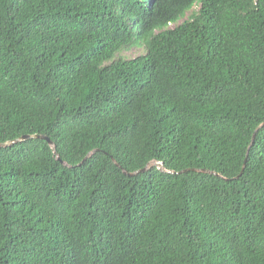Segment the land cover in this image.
Segmentation results:
<instances>
[{
    "label": "trees",
    "instance_id": "16d2710c",
    "mask_svg": "<svg viewBox=\"0 0 264 264\" xmlns=\"http://www.w3.org/2000/svg\"><path fill=\"white\" fill-rule=\"evenodd\" d=\"M263 125L264 0H0V264H264Z\"/></svg>",
    "mask_w": 264,
    "mask_h": 264
},
{
    "label": "water",
    "instance_id": "95a60500",
    "mask_svg": "<svg viewBox=\"0 0 264 264\" xmlns=\"http://www.w3.org/2000/svg\"><path fill=\"white\" fill-rule=\"evenodd\" d=\"M264 126V125H263ZM255 138H256V134L254 135V137H253V140H252V143H251V145L249 146V149H248V152H247V158H248V156H249V153H250V150H251V148H252V146H253V144H254V142H255ZM31 139H42V140H45V141H47L48 142V144L53 148V151H54V153L56 154V150H55V145H54V143L48 138V137H46V136H39V135H35V136H32V135H30V136H24V137H22V138H20V139H18V140H16V141H13V142H9V143H6V144H3V145H0V147H7V146H10V145H13V144H16V143H20V142H24V141H28V140H31ZM153 166H160V164L158 163V162H154V163H151L146 169H148L149 167H153ZM161 169L163 170V171H165V169L161 166ZM244 169H245V166H244V168H243V171H244ZM193 171H195V172H201V173H210V174H214L213 172H210V171H207V170H193ZM144 172V171H143ZM138 174V172H136V173H134V174H131L130 176H135V175H137Z\"/></svg>",
    "mask_w": 264,
    "mask_h": 264
},
{
    "label": "rangeland",
    "instance_id": "374dc122",
    "mask_svg": "<svg viewBox=\"0 0 264 264\" xmlns=\"http://www.w3.org/2000/svg\"><path fill=\"white\" fill-rule=\"evenodd\" d=\"M189 16H190V14H189ZM173 27L174 26H172L171 28H173ZM144 54H145V49L144 48H134L132 50L124 51L122 53V56L124 57V59L132 60V59L138 58V57H140V56H142Z\"/></svg>",
    "mask_w": 264,
    "mask_h": 264
}]
</instances>
